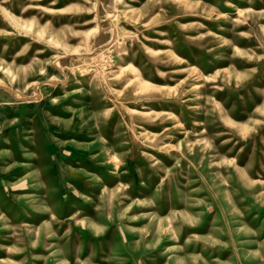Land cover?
<instances>
[{
    "label": "rangeland",
    "instance_id": "1",
    "mask_svg": "<svg viewBox=\"0 0 264 264\" xmlns=\"http://www.w3.org/2000/svg\"><path fill=\"white\" fill-rule=\"evenodd\" d=\"M0 264H264V0H0Z\"/></svg>",
    "mask_w": 264,
    "mask_h": 264
},
{
    "label": "bare ground",
    "instance_id": "2",
    "mask_svg": "<svg viewBox=\"0 0 264 264\" xmlns=\"http://www.w3.org/2000/svg\"><path fill=\"white\" fill-rule=\"evenodd\" d=\"M243 12H244V10H240V13H243ZM240 13H239V14H240ZM78 100H79V99H78ZM1 261L3 262V261H5V259H2Z\"/></svg>",
    "mask_w": 264,
    "mask_h": 264
}]
</instances>
